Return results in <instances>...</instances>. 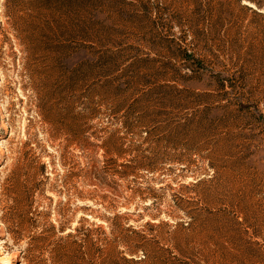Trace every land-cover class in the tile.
Masks as SVG:
<instances>
[{
    "label": "rangeland",
    "instance_id": "obj_1",
    "mask_svg": "<svg viewBox=\"0 0 264 264\" xmlns=\"http://www.w3.org/2000/svg\"><path fill=\"white\" fill-rule=\"evenodd\" d=\"M113 254L264 264V0H0V264Z\"/></svg>",
    "mask_w": 264,
    "mask_h": 264
},
{
    "label": "trees",
    "instance_id": "obj_2",
    "mask_svg": "<svg viewBox=\"0 0 264 264\" xmlns=\"http://www.w3.org/2000/svg\"><path fill=\"white\" fill-rule=\"evenodd\" d=\"M78 230H75V233L77 232ZM89 232V231H88ZM85 237H84V239H82V240H80V243H76L75 241H73L72 242V244L73 245H76L77 244V249L80 251V248H81V246H82V242H86L87 241V239L89 238V236L88 235H84ZM74 237V235H71V234H67L64 238H59V239H57L56 240V249H58V250H60V249H62V245H63V243H64V241H66L67 239H71V238H73ZM137 250L138 249H136L135 251H130V252H128V254L132 257V256H134L135 254H136V252H137ZM101 253V250L98 248L97 250H96V255L98 254V256H99V254ZM114 255V254H113ZM118 255H121V254H115L113 257H109V260H108V262L110 261V264H139L137 261H135L133 258H127V257H125V256H121V257H119ZM97 257V256H96ZM99 259H101L100 257H99ZM96 258H95V260H91L90 261V263L91 264H100L101 262H98V263H96ZM104 262V261H103Z\"/></svg>",
    "mask_w": 264,
    "mask_h": 264
},
{
    "label": "bare ground",
    "instance_id": "obj_3",
    "mask_svg": "<svg viewBox=\"0 0 264 264\" xmlns=\"http://www.w3.org/2000/svg\"><path fill=\"white\" fill-rule=\"evenodd\" d=\"M4 259H6L5 255L0 256V260H4Z\"/></svg>",
    "mask_w": 264,
    "mask_h": 264
}]
</instances>
